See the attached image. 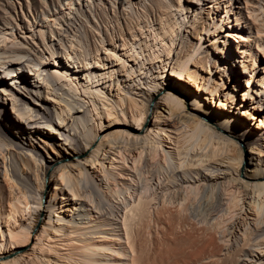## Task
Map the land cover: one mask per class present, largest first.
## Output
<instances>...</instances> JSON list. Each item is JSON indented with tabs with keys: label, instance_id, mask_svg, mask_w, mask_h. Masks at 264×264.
Returning a JSON list of instances; mask_svg holds the SVG:
<instances>
[{
	"label": "rangeland",
	"instance_id": "obj_1",
	"mask_svg": "<svg viewBox=\"0 0 264 264\" xmlns=\"http://www.w3.org/2000/svg\"><path fill=\"white\" fill-rule=\"evenodd\" d=\"M159 1L162 9L165 8L164 12H169L165 17L166 22L163 20L165 22L163 25L162 20L160 24L158 23L155 3L152 0H0V75H5L4 71L9 70L13 74L11 76L7 75L5 79H0V152L4 154V156L0 154V179H2L4 172L7 171L13 181L15 180L21 187L23 186L24 195L30 201V208L27 211L30 210L31 212V215L26 214L20 220V224L24 228L31 229V221L33 222L34 216L40 213V220L35 232L40 231L43 223L48 222L51 225L50 228L61 229L62 231H60L64 233L69 231L70 228H78V225L81 227V225L93 224V226L89 227V234H86L91 239H98L96 237L100 234L98 231L109 233L106 234L108 237L116 234L121 235L122 232L118 229L120 225L119 219L123 212V207L132 199V196L144 194V192L148 195L151 191L158 195L164 191V189H158L157 178L150 176L154 168L151 170L153 165L147 162L148 156L145 151H149L148 147L152 141L161 140V136H164V142L161 141V148L169 151L172 148L171 144L168 145L170 140L165 137L166 133L163 130L156 134L157 137L155 135L154 140L151 139V143L139 144L140 139L137 137V144L145 150H142V154L140 153L138 158L137 150L141 149V147L131 154L123 150L128 143L135 140L125 136V133H116L117 129L119 130L123 127L122 123H119L118 120L119 124L116 121L109 123L106 120L107 118H101V135H107V139L104 141V146L101 145V148L94 156L88 157L87 155L91 154V148L95 149L99 141L90 145L87 144L89 137L94 134L92 131L93 120L91 113L86 111L87 104L81 101L82 96L78 93L71 92V89L67 87L61 88L59 86L61 83L57 84L53 80L47 68L38 60V57L47 58L49 66L53 62L57 63L59 61L64 68L77 75L83 87H90L89 90H92V92L98 89L100 91L99 97L91 95L94 97L93 101H99L97 105L101 102L102 97H105L108 103L113 102L116 88L122 94L128 91L127 94L125 93L126 95H131L137 101L140 102L142 100L146 103L145 95L143 96L141 92H138V87L140 86L133 85L137 81H144V79H139V77H142L149 67L145 63L147 61L145 56L153 49L144 46V42H148L149 39L146 34L153 29L158 32L162 27L163 30H166L164 25L167 27L168 23L177 22L175 24V27H177L175 33L177 35L174 37L176 41L174 45L172 44L171 50L173 51L170 52V57L176 58L178 54L180 57L183 55L182 57L185 60V52L193 53L191 55L192 58L190 57L188 60L187 68L197 66L198 73L205 76L206 85H209L214 79L223 84L227 81L226 74L224 72L221 77L220 69L227 71L229 67L232 68V73L238 74L237 80L234 81L236 92L233 93V98L240 105L237 107L233 104L230 112L222 110L223 113L228 115L226 119L228 122L217 120L216 114L220 112L217 102L224 99V95L230 89L233 88L235 91L233 84L230 85L232 80H229L218 91V94H222L218 99L215 98L217 99L215 104L214 102L211 103L210 95L207 96L202 92H196V100H200L199 105H203L208 112L198 108L192 102L191 96H181V101H183L184 105L180 108V112L177 115L168 114V110L160 103V96L146 104V106L150 111L153 107L154 110L157 108L156 113L160 112L164 116V118L159 120L163 123H159L158 127L167 132L169 131L173 136L185 134L186 131L189 132V127L186 126L187 117L195 114L200 117V114H204L207 118L214 121V124L216 123L220 127L224 126V130H222L224 134H227L229 130L232 133L234 132L233 134L236 137L228 136L233 142L237 143L241 154L239 172L237 174L231 173L230 169H225V177L208 180L201 178L199 175L196 176L194 171L183 173L174 170V173L178 171L176 178L179 179L181 175L183 177L186 175L189 179L188 181H178L179 184L177 183L173 187L169 186L168 190L173 193V196H177L176 192L184 195L189 189L198 191L194 199H191V202L188 203L189 206L186 212L191 216L189 217L193 222L210 225L211 222L214 223L216 220L229 216L226 208L229 196L226 194L225 189L233 186L238 181V184H240L238 185L239 188L245 194L243 196L242 193L239 195L240 202L238 204L241 208L234 211L232 220L236 219L239 223L233 232H231L230 228H227L226 235L222 237L220 233L218 234L221 237L220 242H224L220 254L224 256L228 251L241 247L244 242L243 236L245 232L251 231L249 236L251 239L243 247L237 260L239 264H264V243L261 244L262 246L260 245L263 253L259 252L257 254L258 248L255 245L258 240L264 238V221L261 219L264 212L259 217H256V215H253V208H251L254 205L253 203H261L264 200V188L256 191V184L263 183L264 177L257 179L249 177L252 172L257 174L261 169H264V157L259 156L256 149L250 148V146H256L264 150V112L258 110V114H261L260 118L251 120H245L246 117L243 119L241 112V109H244L256 113L255 108L260 104L264 105V32L258 33L257 29H255L256 25L264 24V0H219L218 4L214 3L218 0ZM257 22L260 24H256ZM178 23L181 26L178 27ZM161 25L162 27L160 28ZM262 28L264 29V25ZM199 32L201 33L199 34ZM135 33L136 35L134 36L136 38L131 35ZM227 33H229V36L225 35ZM256 33L262 35H257ZM3 36L6 37L4 40ZM242 37H245L246 40L241 41L240 38ZM214 38L217 40L216 45L218 48L216 49L211 44V40ZM123 39L130 42L131 44L129 43L128 45H132L134 48L130 47V50H125V46L122 48ZM164 40L168 43V37ZM237 42L242 52L239 48H236ZM18 48L22 49L23 52L16 51ZM132 49L142 54H137L134 59L133 56H130L131 52H133ZM219 49H222V52H219ZM231 49L238 50L235 52L234 60H231L229 64V61L223 58ZM111 52L120 56L119 58L124 61L126 64H124L125 70L127 68L131 73L132 71L134 72L131 76H128V72L124 69L120 70L121 66L117 64V61L110 59L109 55ZM81 57L85 61L83 60L84 62L79 63ZM198 58L203 59V63H207V65L212 61L216 63L211 67V70L207 66L200 69V63H196ZM95 60L103 65V69H101L102 66H97L98 68L93 66ZM152 61L154 63V60ZM140 62L143 63L141 64ZM83 63H87L85 65L87 66L86 70L92 71L97 75L90 81H87V72L82 68L84 66ZM78 64L80 66L76 67ZM242 64H245V68ZM155 65L157 64L155 63ZM139 66H142V69L138 70ZM170 68L171 65L166 66L164 74H167V76L160 78V83L171 82V90L165 89L164 93L167 91L170 93L174 92L177 84H179L175 77L171 81V75H168ZM157 69L153 68L147 71L146 75L153 71L151 76L157 75L158 72H155ZM252 69L253 71L249 73ZM108 70L111 71L112 78H115L114 80L107 81V78H99L100 73ZM142 71L143 73H140ZM137 74L139 75L132 79ZM19 77L22 79L21 81ZM261 77H263L261 80L262 85L258 87V79ZM47 78L49 83L45 85V79ZM96 79H98L97 83L93 81ZM116 79L119 84L118 87L113 85L116 84ZM147 79L149 80L150 77ZM247 79L248 82L246 81ZM18 81L21 82L19 86ZM3 87L7 88V91L11 90L10 92L14 94V97L13 95L11 96L16 103L15 114L10 110L14 102L8 99L10 105L7 106V102L4 100L5 96L7 98L10 97L5 95V93L3 94ZM206 89L207 86L203 88V91ZM242 92L244 93L243 98ZM105 98H102V100H105ZM257 101L259 102L256 103ZM59 104L66 106V108L71 107L70 113L68 112L67 114V116L71 114V117H66L67 119L65 118L66 121L64 119L63 123H60L56 114L58 112L57 105ZM158 106L160 107L158 108ZM152 115H155V113L146 115V128L141 135L149 132L153 126L154 119ZM19 116L23 117V119L21 118L18 121ZM260 119L263 122H261L263 124L262 127L258 124ZM239 121L243 122V126H246L248 131L242 130L237 136V131L235 132L232 126L234 127ZM66 122L67 124L65 125ZM208 122L213 124L211 121ZM36 124L53 129L56 133L50 130L52 133L45 135L47 130L42 129L40 138L29 140L27 133L33 132L34 128H28L27 126ZM239 126H237V129ZM41 138L47 139L46 144L42 142L43 139ZM77 138L79 139V147L84 148V146L88 145L87 151L72 157L70 154L73 153V143ZM102 146L105 150L109 149L108 147H111V149L107 150L108 152H103L102 149L104 148ZM119 150L123 153H121L122 155L118 154ZM20 155L27 157L29 160L31 159L34 166H40V168L50 163V167L44 176V187L37 189L36 185L39 182L34 180L33 174L29 172L26 174L22 173L21 162L18 158ZM85 156L87 157L84 158ZM108 156L112 157L111 161L113 162L111 164L107 158ZM120 157L125 158L124 161ZM133 157H137L138 160L134 162L135 158ZM85 159L88 161H85ZM90 160H93V162ZM164 164V168L161 170L162 173L170 171L173 166L172 159L168 157ZM223 165L220 168H226V164ZM61 171L66 173L68 176H66V180L69 181L67 183L63 181L59 184H54L55 178L60 179L59 172ZM107 173L110 174L106 175ZM191 173L195 178L190 176ZM236 175L237 179L233 180ZM74 179L78 183V187L81 186L79 192L82 191V198L77 200H73L72 195L68 193L70 191L67 185ZM246 181L249 184L245 187ZM115 182L117 185H115ZM117 189L119 191L123 190L116 193L114 190ZM53 190H56V193L51 197ZM195 190L194 192H196ZM165 192H167L165 193L167 195L168 191L166 190ZM129 193L132 196H129ZM73 201L76 202L74 203ZM209 203L215 206V211L209 209ZM111 228L114 229L110 230ZM3 229V226L0 225V232L4 234V236L0 234L1 248L5 246V231L3 232ZM75 233L72 232V235ZM34 239L30 240L27 245L18 248L29 251ZM8 247L9 244L5 246V249H8ZM13 247L14 245L10 246L11 249ZM121 249L122 246L120 244H112L109 246V250L100 249L99 252H95L93 255L97 261L100 260V263L103 261L101 264H116L118 261L120 262L117 264H120L123 263V259H119L114 263H112L111 259L117 256L116 253ZM14 254L12 253L4 258L13 257ZM0 256L3 257L4 255L0 253ZM53 260H51L53 264H64L62 263L63 261Z\"/></svg>",
	"mask_w": 264,
	"mask_h": 264
},
{
	"label": "bare ground",
	"instance_id": "obj_2",
	"mask_svg": "<svg viewBox=\"0 0 264 264\" xmlns=\"http://www.w3.org/2000/svg\"><path fill=\"white\" fill-rule=\"evenodd\" d=\"M225 1H228V0H225ZM152 2L155 3V12H157L156 18L158 20V23L160 24L161 20L165 21V17L167 13L169 12L168 11L166 13L164 12L165 8L162 9L161 2L159 0H152ZM214 3L218 4L219 0L215 1ZM164 21L162 22V25L166 22ZM175 24H177V22H172L171 24L168 23L167 27L166 25H164L166 30L165 29L163 30V27L161 25L160 28L161 27L162 28L160 30L157 29L158 32L154 31L153 29V30H150L148 34H146L147 37H149V39H148V42L147 41L144 42V46L149 49L150 48L153 49L147 56H145V59L149 61V62L146 61L145 63L149 67L147 68L144 75L142 77L141 76L139 77V79H144V81H141V82L137 81V83L133 84L134 86L136 85L140 86L138 87L139 89L138 92H141L143 96L145 95L144 97H145L146 103L142 100L140 102L137 101L131 95H126L128 91L125 92L126 94L125 93L122 94L121 91L118 88H116L113 102L108 103L105 97H102L103 99L105 98V100H102V98L100 97L101 102L99 103V105H97V102L99 101H96V100L93 101V98H94L93 96L99 97L100 91L98 89H95L96 91L92 92V90H89L90 87H86V86L83 87V85H81L79 81V78H77V75L74 72L70 71L69 69L64 68L59 61L57 63L53 62V64H50L49 66V62L47 61V58L43 59L41 56L38 57V60L41 62V64H44V66L47 68L53 80L56 81L57 84L61 83L59 85L61 88L67 87L71 89V92L76 93V94L78 93L80 96H82L81 101L87 104L86 111L91 113V116H92L91 118L93 120L92 121V129H93L92 131L94 132V134H92L93 136L92 135L90 137L88 136L90 139L88 140L87 144L90 145L92 143H95L96 141H99L98 145H96L97 147L96 148L94 147L95 149L91 148L92 149L90 151L91 154L89 152L90 155H87L88 157L94 156L95 153L101 148L100 146L105 144L104 141L107 139L106 137L107 135L106 136L101 135V132H102L101 118H107L106 120L109 123L111 121H116L117 123L119 121V123H122L123 127H121V129L119 130L117 129V132L116 131L115 132L117 134L125 133V136H129V138H132L135 141L138 140L137 139L138 137L140 139V143L138 142L139 144L151 143V139L154 140L153 138H155V135L157 133H160L163 130V132L166 133L165 137H167L170 140L168 145L171 144L172 148L169 149V151L163 150L161 148V143L164 142V138H163L164 136H161V140L159 141H157V139L152 141V143L148 147L149 151L143 150L144 148L140 146L139 144H137V141L136 142L131 141V143H128L127 147L125 146V149L123 148L124 151H127V153L131 154L134 151L136 152V149L141 147V149L137 150L138 158L142 150L145 151V154L148 156L147 162H150L149 164L153 165L151 167V170L152 168H154L150 176L157 178L158 189H161V190L164 189V191H162L158 195L155 194L154 191H151L148 195L145 192L144 194L142 193L136 194L135 196H132L131 193H129V196H132V199L129 200L127 204L123 207V212L119 219L120 225L118 229L122 232L121 235L116 234L115 236L108 237L106 234H109V233H106L105 231H98V233H100L98 234L99 236H96L98 237V239H91L90 237H87L86 235L88 233L89 227H91V225L93 226V224L91 225L86 224L83 226L81 225V227H79L80 225H78V228H75V229L70 228L69 231L64 233V232H61L62 231L61 229H58V228L53 229V227L50 228L51 225H49L47 222V223H43L40 231L35 232L37 230L36 226L38 225L39 220H40L39 218L40 213L39 214L37 213V215L34 216L33 222L31 221L32 223L31 229H27L26 227L24 228V226L20 224V220L22 216L26 214L31 215L30 210L27 211V209L30 208L29 206L30 201L24 195L25 193L22 189L23 186L21 187L19 183H16L15 180L13 181V179H11V176L9 177V174L7 171L4 172L2 179H0V225L3 226L4 228L3 232L5 231L4 232L5 233V246H8L9 244V247L8 249L7 248L5 249V246L4 248L0 247V253L4 255L3 257L0 256V264H53L51 262L52 259L56 261H63L62 263L64 264H101L103 261H101V263L99 262L100 260L97 261V259L94 257L93 254L95 252L96 253L99 252L100 249L109 250V246L112 244H120L122 246V249L116 253L117 256H114L111 259L112 263H114L115 261L119 259H123V263H120V264H239L237 260V258L239 257L238 255L242 252L243 247H245L247 242L251 239L249 237L251 234V231L245 232L243 236L244 242L241 247L239 246L240 248L238 247L237 249L230 250L224 256H221L220 254L222 244L224 242L223 243L220 242L221 237L218 236V234L220 233L221 234L220 236L223 237L224 235H226L225 232L227 231L226 230L227 228L228 229L230 228L232 230L230 231L233 232L235 227L238 226L239 222L236 221V219L232 220L233 219L232 216L235 210L241 208V206H239L238 204V202H240L239 195L241 193H242V196L245 194L244 192H242V189L239 188L238 185L240 184H238V181L237 182L234 181L235 184L233 186H230L228 188L226 187L227 189H225L226 194L229 196L228 198L229 201L227 200L228 205L226 207L228 210L227 213L229 214V216L227 215L225 216V218L216 220L214 223L211 222L210 225L208 224L204 225L201 223L197 224L198 222L197 223L193 222V220L190 219L191 216L188 215V213L186 212V210L188 209L187 207L189 206L188 203L191 202V199H194V196H196L195 194L198 191H196L195 189H192V190L189 189L184 195H180L178 192H176L177 196H173V193H170V190H168L170 188L169 186L173 187L177 185L178 181L180 182L188 181L189 177L186 175L184 177L181 175V178L179 179L176 178L177 176L176 173L178 171L183 172V173L184 172L189 173L190 171L191 172L194 171L196 176L199 175L201 178L203 177L208 180L210 179L214 180V179L223 177L225 169H230L231 173L237 174V172H239L238 170H239L240 154H241V152L239 153L240 148L237 146V143L233 142L229 137V136L236 137V135L233 134L234 132L232 133L231 130L229 131L227 130L228 131L227 134H224L222 132V130H224V126L220 127L218 126V124L216 123L214 124V121H212L210 118H207L204 114L203 115L200 114V117L199 115H196V114L190 115L189 117H187L188 122L186 126L189 127V130H188L189 132L186 131L185 133L186 135L178 134V135L173 136L171 133H169V131L167 132L164 129H161L158 127L159 123H163L162 121L160 122L159 120H161V118H164V116H162L160 112L156 113L157 108L156 110H154L153 109L154 107H153L150 111V109H148V107L146 106V104H149L155 98L160 96L159 97V99H161L160 103L161 105L165 106V108L168 110V114L177 115L180 112L179 111L180 108H182L184 105L183 101H181L182 100L181 96H191L192 102H194L198 108H202L204 109V112L205 111L208 112V110H206L203 105L202 106L199 105L201 101L196 100V97H195L196 92L198 93L202 92L203 94L207 96L210 95L211 103L214 102L215 104L218 97H220L222 94V93L218 94V91L222 89V87L224 86L226 82H228L229 80H232L230 82V85L233 84L234 88L236 86L234 85L235 84L234 81L237 80L238 74H235V72L232 73V68L229 67L230 65L228 66L229 68L227 71L224 69H220L221 77L223 76L225 72L227 81H225L223 84H220L218 80L214 79L209 85H206L207 82H205V79H204L205 76L198 73L197 71L198 68H196L197 66L196 67L192 66L189 69L187 68L188 60L190 59L193 53L185 52V55H186L185 60L182 57L183 55L180 57V55L178 56L177 54L176 58L170 57L171 56L170 52L173 51L171 50L172 44L174 45V42L176 41L174 37L177 35L175 33V30L177 28L175 27ZM256 24H260V23L257 22ZM263 25L261 24L256 25L255 29H257L258 33L264 32V29L262 28ZM177 26L179 27L181 26V24L178 23ZM200 33L201 32H199V34ZM258 33L256 34L262 35ZM131 35L134 38H136L134 36L136 35V33L131 34ZM225 35L229 36V33ZM167 37H168V43L165 42L164 40ZM5 38L6 37L3 36V40ZM240 39L241 41L246 40L245 37H242ZM7 40L9 41V39ZM216 42L217 40L215 38L211 40V44L214 46L215 49L218 48V46L216 45ZM129 43L130 42H128L127 40L125 41L123 39L122 48H124V46H125L124 48L125 50L127 49L130 50V47L134 48V46L132 45L129 46L128 45ZM127 45L129 48L127 47ZM236 48L240 49V45L238 44V42H237ZM140 50H143V49H140ZM236 50L231 49L227 53V55L224 56L225 58L223 59L229 61V64H230V61L234 60L236 56V53H235ZM240 50L242 52V49ZM16 51L23 52V50L19 48L16 49ZM219 52H222V49H219ZM137 54L141 55L142 53L139 51L133 50L130 56H133V58L135 59L137 57ZM109 56H110V59L115 60L118 62L117 64H120L119 65L121 66V69L119 68L120 70L124 69L125 63L123 60L119 58L120 56H117L116 54H114V52H111ZM199 58L196 63H200L199 64L200 69L201 67L204 68L205 66H207L208 69L211 70V67L214 65V63H216L212 61L210 64L208 63L207 65V63H203V59H199ZM83 60L84 59H82L81 57L79 60V63H82ZM152 60H154V63ZM87 63H83L84 66ZM140 63L142 64L143 62H140ZM155 63L157 65H155ZM169 65H171V68H170V72L168 75H171V78H170L171 81L175 77V80L177 79V82H179V84H177L176 90L174 92L170 93L169 91H167L164 93L165 89L171 90L172 88V87L170 88L171 82L169 83L161 82L160 83V78L161 77L165 78L167 76V74H164V69L166 66L168 67ZM242 65L245 68V64H242ZM77 66H80V64L76 65V67ZM84 66L82 68L87 72L86 74L87 81L88 80L90 81L92 78L97 76L94 74V72L92 71L89 72L88 70H86L87 66L85 67ZM93 66L95 67L102 66L101 69H103V65L98 63L97 60L94 61ZM141 67L142 66H139L138 70L142 69ZM153 68H156V69L158 68L157 70H155L156 73L158 72L157 75L151 76L154 71L146 75L147 71L152 70ZM125 71L128 72V76H131L134 73L133 71L131 73L127 68ZM252 71L253 69L250 70L249 73ZM4 72H5V75H0V79L1 78L5 79L7 75L9 76L13 75L12 73H10V70L4 71ZM140 73H143V71ZM99 75H100L99 78H102V79L107 78V81H112L115 79V78H112V73L110 70L106 72H102ZM138 75L139 74L134 75L132 79H134V77ZM148 77H150L149 80L147 79ZM262 78L263 77L258 79V82H259L258 87H261L262 85V81H261ZM17 79H18V76H17ZM98 79L93 80V81L96 82L98 81ZM21 80L22 79H20V81ZM45 80H46L45 85H48L47 84L49 83L48 78ZM246 81L248 82V79ZM20 83L21 82H19L18 86L20 85ZM113 85H117V87L119 86V84L117 83V79H116V84H113ZM206 86H207V89L203 91V88H205ZM2 89L4 91L3 94L5 93V95H9L10 97V98H7L6 96L4 97V100L7 102V106H9L10 102L8 99H11L14 102L15 101V99L13 98L14 94L10 92L11 90L7 91L6 90L7 88L5 89V87H3ZM235 92H236V88H235V91L233 90V88L230 89L228 93L224 95V99H221L220 101L217 102L218 110L220 112L216 114V117H217V120H219L220 122H225V121L228 122L226 120L228 115L223 113L222 110H225L226 112H230L232 111L231 107L233 104L237 107L240 105V103L235 101V99L233 98V93ZM243 92H242V98L244 96ZM11 95H13V97ZM201 100H202V95H201ZM258 102L259 101H257L256 103ZM13 104L14 105L10 107V110L13 114H15V111L17 109L16 103L14 102ZM57 106H58V112H56L57 118L60 120V123H63L66 117L68 116L71 117V114L67 116L71 107L66 108V106L60 105V104ZM159 107L160 106H158V108ZM258 110L264 112V105L262 106L260 104L257 108H255L256 113L241 109L243 119L244 117H246L245 120L246 119L251 120L253 118H256V119L260 118L261 114H258L257 112ZM150 113L151 114L155 113V115H152L154 119L153 120L154 124L149 130V132L145 133L144 135H141L143 134L146 128L145 127L146 115H149ZM21 118L23 119V117L19 116L17 120L19 121ZM208 121L213 122V124H210ZM261 122H262L261 119L258 120V124L260 125V127H262L263 125L262 124L263 122L262 123ZM66 124L67 122L65 123V125ZM238 125L240 126L237 129ZM27 127L34 128L33 132L27 133V138H29V140H35L36 138H40L42 134V129L47 130L45 135H48V133H52L50 132V130H52L53 133H56L55 130L53 129H48L44 126H40L37 124L30 125ZM232 128L235 132L237 131V136L239 132H241L242 130L246 132L248 131L246 126H243L242 121L237 122L234 127L232 126ZM42 142L46 144L47 139H43ZM73 145H74L73 153L70 154L72 157H76L79 154L87 151L86 148L88 145L84 146V148L79 147L78 138L75 139V142L73 143ZM108 148L109 149L107 150L111 149V147H108ZM250 148L256 149L258 151V155L264 157V150H261L260 148L256 146L255 147L250 146ZM107 150H105V148L102 149L103 152H108ZM119 153L120 154L122 153L121 150H119L118 154ZM0 154L4 156L2 152H0ZM23 155H20V157H18L21 162L20 165H21L22 173H25V174L27 172L32 173L34 176V180L39 182V184L36 185V188L37 189L39 187L41 188L44 183L43 180H44L45 173L48 171L47 169L50 167V163L40 168V166L38 167L36 165L34 166L33 161L31 159L29 160L27 157L25 158V156ZM87 156H85L84 158H86ZM123 157H120V158H122L124 161L125 158ZM168 157L172 159L173 166L170 169V171L166 173H162L161 170L162 168H164L163 165H165L164 163L166 162V159ZM107 158L111 164L113 162L111 161L112 157L108 156ZM133 158H135L134 162L138 160L137 157H133ZM86 160L87 159H85V161ZM90 161L93 162V160H90ZM223 164H226V168H220L221 166H224ZM174 170H178V171L174 173L173 172ZM108 174L110 173H107L106 175ZM59 176H60V179L59 178L54 179V184H59L60 182H63V181L64 183H67L69 181V180H66L68 177L66 173H62L61 171L59 172ZM190 176L195 178V176L192 175V173L190 174ZM236 177L237 175L235 176V178L233 177V180L237 179ZM249 177H251L252 179L264 177V169L263 170L261 169V171L258 172L257 174L255 172H252ZM77 184L78 183L76 182L75 179L72 180L70 184L69 183L68 185L66 184L70 191L68 193L72 195L73 200L82 198L81 197L82 191L79 192L81 186L78 187L79 185ZM248 184L249 183L246 181L244 186L246 187ZM115 185H117L116 182H115ZM263 188H264V182L256 184V191L257 189L261 190ZM166 190L168 191L167 195L165 194L167 193L165 192ZM194 190L196 192H194ZM114 191L116 193L120 192L118 189ZM55 193H56V190H53V192L51 193V197ZM40 199H41V195H40ZM209 204H210L209 209L213 211L215 209V206L212 205L211 203ZM253 204L254 205H252L251 207L253 208V215H256V217L257 216L259 217V215H261V213L264 212V200L261 201V203L259 202L257 204L256 203H253ZM261 219L264 221V214L261 217ZM113 229L114 228H111L110 230H113ZM72 232L73 233L76 232L75 233L76 235L75 234L72 235ZM0 234L2 233L0 232ZM1 236H4V234H2ZM33 238L35 239L33 240V244L31 248H29L30 249L29 251L20 250V248H18L23 245H27L30 242V240L32 241ZM263 241H264V238L258 240L255 244L258 248L257 254L259 252L263 253V249H261L260 247V245L264 243ZM11 245H14L13 249L10 248ZM12 253H15L13 257L4 258L7 255H10ZM120 256H124V257H120ZM118 262H116V264Z\"/></svg>",
	"mask_w": 264,
	"mask_h": 264
}]
</instances>
